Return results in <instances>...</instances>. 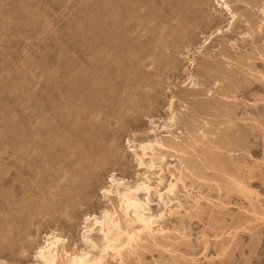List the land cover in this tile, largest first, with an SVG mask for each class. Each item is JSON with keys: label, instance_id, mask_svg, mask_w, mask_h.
I'll return each instance as SVG.
<instances>
[{"label": "rangeland", "instance_id": "rangeland-1", "mask_svg": "<svg viewBox=\"0 0 264 264\" xmlns=\"http://www.w3.org/2000/svg\"><path fill=\"white\" fill-rule=\"evenodd\" d=\"M200 1L0 0L1 264H42L52 233L59 264H264V0ZM141 183L153 230L120 205ZM108 213L122 256L89 229Z\"/></svg>", "mask_w": 264, "mask_h": 264}, {"label": "bare ground", "instance_id": "bare-ground-1", "mask_svg": "<svg viewBox=\"0 0 264 264\" xmlns=\"http://www.w3.org/2000/svg\"><path fill=\"white\" fill-rule=\"evenodd\" d=\"M160 1L161 0H142V3H141V6H140V9L138 10L139 11V14H140V16H142V17H146V15H147V12L150 10L149 8H151V7H153V6H155L156 4H158V3H160ZM221 1V0H220ZM224 2H225V5H226V7H225V9H227V11L229 12V14H231V15H233V17H231L232 19H235V18H237L236 17V15L235 14H233V12H232V9H231V7H230V5L228 4V1L227 0H223ZM201 2V1H200ZM202 2H203V0H202ZM201 2V3H202ZM180 3V2H179ZM187 3V2H186ZM178 4V3H177ZM224 4V3H223ZM249 4H250V7H251V9H253L254 7H255V5H256V0H249ZM224 5V6H225ZM132 6V5H131ZM249 6V5H248ZM155 7H157V6H155ZM115 8V7H114ZM117 8V7H116ZM158 8V7H157ZM186 9V8H185ZM196 11H197V9H196ZM136 12V11H135ZM156 12V11H155ZM194 12V11H193ZM199 12V11H198ZM263 12V11H262ZM177 13V12H176ZM264 13V12H263ZM117 14V13H116ZM180 14V13H179ZM175 15V14H174ZM177 15V14H176ZM119 16V15H118ZM134 16V15H133ZM170 16V15H169ZM168 16V17H169ZM200 16H202V15H200ZM149 17V16H148ZM166 17V16H165ZM173 18H175V19H173V20H177V21H179V20H185V21H187V20H189L188 19V17L187 16H185V15H179V16H176V17H173ZM193 18V17H192ZM160 19L161 18H159V21H160ZM167 19V18H166ZM194 19V18H193ZM196 19V18H195ZM165 20V19H164ZM167 20H169V19H167ZM171 20H172V18H171ZM206 20V19H205ZM204 20V21H205ZM235 20H237L238 21V19H235ZM233 21L232 20V22H236V21ZM208 21V20H207ZM180 22V21H179ZM119 23V22H118ZM147 23V22H146ZM191 23H193V22H191ZM206 23V22H205ZM155 24V23H154ZM161 24H163L164 25V23L162 22ZM236 24V23H235ZM180 25V24H179ZM124 26V25H123ZM128 26V25H127ZM159 26V25H158ZM169 26V25H168ZM142 27V29L144 30L146 27L145 26H140V28ZM162 27V26H161ZM165 27V26H164ZM181 27H183V25L181 24L180 25V28ZM185 27V26H184ZM232 28V27H231ZM126 29V28H125ZM149 29V28H148ZM168 29V28H167ZM179 29V28H178ZM183 29V28H182ZM182 29H180L181 31H182ZM186 29V28H185ZM184 29V30H185ZM164 30V29H163ZM162 30V31H163ZM257 30H260V29H258L257 28ZM261 30H262V28H261ZM140 31V30H139ZM146 31V30H145ZM186 31V30H185ZM262 33V32H261ZM181 34H182V36H183V39H182V37H181V45H183L184 46V43H185V39L186 40H188V33L187 32H181ZM193 34V33H192ZM191 34V35H192ZM150 35V34H149ZM161 35V34H160ZM170 35V34H169ZM190 35V36H191ZM243 35V34H242ZM249 35V34H248ZM124 36V35H123ZM141 36V35H140ZM188 36V37H187ZM143 37V36H142ZM160 37V36H159ZM252 37H253V35H252ZM194 38V37H193ZM192 38V40L190 39L189 41H191V43H193L194 41V39ZM140 39V38H139ZM257 40V39H256ZM131 41V40H130ZM149 41V40H148ZM151 41V40H150ZM188 41V42H189ZM143 42V41H142ZM188 42H186V43H188ZM159 43V42H158ZM125 44V43H124ZM136 45V44H135ZM135 45H133V46H135ZM264 45V44H263ZM177 46H179V45H177ZM182 46V47H183ZM233 46V45H232ZM136 47V46H135ZM170 47V46H169ZM235 48V47H234ZM120 49V48H119ZM136 49V48H135ZM148 49V48H147ZM223 50V49H222ZM233 50V49H232ZM132 51V50H131ZM159 51V50H158ZM133 52H135V51H133ZM142 52V51H141ZM136 53H137V51H136ZM167 53V52H166ZM225 53V52H224ZM224 53L221 55V57L224 55ZM131 54V53H130ZM154 54V53H153ZM217 55V54H216ZM219 55V54H218ZM217 55V56H218ZM225 56H226V54H225ZM229 56V55H228ZM228 56H227V58H228ZM163 57V56H162ZM161 57V58H162ZM208 57V56H207ZM212 57V56H211ZM213 57H215V55H213ZM219 57V56H218ZM224 57V56H223ZM152 59V58H151ZM205 59V58H204ZM226 59V58H225ZM234 59V58H233ZM144 60V59H143ZM171 60V59H170ZM214 61L213 62H215V64L217 63H219V61H216L215 60V58L213 59ZM227 60V59H226ZM229 60V59H228ZM223 62V61H222ZM121 63V62H120ZM205 63H207V64H210V63H212V62H210L209 63V61H205ZM214 64V63H213ZM216 64V65H217ZM220 64V63H219ZM218 64V65H219ZM192 65V64H191ZM205 66V65H204ZM214 66V65H213ZM206 67V66H205ZM201 69V68H200ZM227 69V68H226ZM208 70V69H207ZM209 70H211V69H209ZM126 72V71H125ZM133 74V73H132ZM57 75V74H56ZM78 75V74H77ZM128 76V75H127ZM81 78V77H80ZM102 78V77H101ZM103 79V78H102ZM101 80V79H100ZM133 84V83H132ZM143 85V84H142ZM38 87V86H37ZM40 87V86H39ZM38 87V88H39ZM42 87V86H41ZM43 87H45V86H43ZM50 87H52V86H50ZM136 87V86H135ZM140 87V86H139ZM37 89V88H36ZM47 90H48V88H46ZM183 89V88H182ZM43 90V89H42ZM146 90V89H145ZM38 91V90H37ZM50 91V90H49ZM58 91V89L56 88V87H52L51 88V92H57ZM74 91V90H73ZM195 91V90H194ZM40 92H42V91H39L37 94H40ZM78 92V91H77ZM80 92V91H79ZM83 92V91H82ZM91 93V92H90ZM196 93V92H195ZM78 95V94H77ZM42 96V95H41ZM152 96V95H151ZM35 97V96H34ZM71 97V96H70ZM72 97H73V95H72ZM41 98H40V95H37L35 98H33V99H31L29 102L30 103H28V105H29V107H31L32 109H33V113L34 114H31V115H29L28 116V120H29V123L31 124V126H32V124H34V122H33V119L34 118H39V117H45V115L48 113V111H47V109H48V106H47V102L46 103H44L43 104V102L44 101H42V100H44L43 98L40 100ZM81 99V98H80ZM79 99V100H80ZM83 100V99H82ZM173 101V103H174V100H172ZM67 102V101H66ZM78 105V104H77ZM94 107V106H93ZM28 108V107H27ZM23 111H24V109L23 108H21L20 110H19V112H20V125L23 127L24 126V121H23V118H24V113H23ZM90 111V110H89ZM61 113V112H60ZM51 114V113H50ZM78 115V114H77ZM60 117H61V114L59 115ZM46 118V117H45ZM85 118V117H84ZM67 119V118H66ZM44 120V119H43ZM47 120V119H46ZM60 120H61V118H60ZM58 121L57 123H59V125L57 126V128L61 125V123L62 124H64V121ZM75 120V119H74ZM172 120V119H171ZM57 121V120H56ZM67 121V120H66ZM19 122V121H18ZM173 122H176L174 119H173ZM38 123V122H37ZM41 123V124H40ZM43 122H39L38 124H40V126H39V128H40V130H42L41 128L43 127V124H42ZM56 123V124H57ZM69 123V122H68ZM67 123V124H68ZM80 123H81V121H80ZM72 124V123H71ZM91 125V124H90ZM50 126H52V125H50ZM49 125H47V123H46V127L44 128V130L46 131V134H53V133H55L56 131H54L53 132V130L55 129H57V128H51ZM63 126H65V127H67L66 125H63ZM69 126H70V124H69ZM68 126V129H71L70 127ZM74 126V125H73ZM174 126V125H173ZM61 127V126H60ZM60 127H59V130H60ZM81 129V128H80ZM87 130V129H86ZM64 131V130H63ZM41 132V131H40ZM59 132V131H58ZM42 133H43V131H42ZM63 133V132H62ZM63 134H65V133H63ZM172 134V133H171ZM20 135V134H19ZM44 135V134H43ZM59 135V134H58ZM101 135V134H100ZM24 136V135H23ZM56 136V135H55ZM63 136V135H62ZM102 136H104V135H102ZM86 137V136H85ZM52 138V137H51ZM20 139V138H19ZM23 139V138H22ZM70 139V138H69ZM87 139V138H86ZM91 139V138H90ZM49 140H51V139H49ZM81 140V139H80ZM57 141V140H56ZM92 141V140H91ZM55 142V141H54ZM165 142V141H164ZM168 145L170 146V147H174V142H172V141H168ZM48 145V144H47ZM69 145V144H68ZM83 145H84V143H83ZM78 146V145H77ZM88 146V145H87ZM162 147H163V145H161ZM52 148H54V147H52ZM77 148V147H76ZM79 148V147H78ZM86 149V148H85ZM22 150V149H21ZM28 150V149H27ZM66 151V150H65ZM72 151V150H71ZM56 154V153H55ZM19 155V154H18ZM25 155V154H24ZM47 155V154H46ZM115 156V155H114ZM63 158V157H62ZM74 158V157H73ZM22 159V158H21ZM34 160V159H33ZM94 161V160H93ZM80 162V161H79ZM72 164V163H71ZM142 164H144V163H142ZM222 165V164H221ZM16 166V165H15ZM35 166V165H34ZM42 167V166H41ZM223 167V166H222ZM226 167V166H225ZM24 168V167H23ZM16 169V168H15ZM84 169V168H83ZM57 170V169H56ZM93 170V169H92ZM44 171V170H43ZM1 172V171H0ZM31 172V171H30ZM48 172V171H47ZM56 172V171H55ZM46 173V172H45ZM199 172H197V174H198ZM40 174V173H39ZM62 174V173H61ZM95 174V173H94ZM78 175V174H77ZM80 176V175H79ZM59 177V176H58ZM236 181V180H235ZM112 182H113V184H116L117 183V185H118V183L120 184V182H118V180L117 179H115V178H112ZM33 184V183H32ZM64 185V184H63ZM116 185V186H117ZM121 185V184H120ZM91 186V185H90ZM89 186V187H90ZM117 188V187H116ZM174 188H175V185L173 184V185H171V188H170V190H171V192H173V190H174ZM120 189V188H119ZM25 190V189H24ZM27 190V189H26ZM78 190V189H77ZM80 190V189H79ZM89 190V189H88ZM91 190V189H90ZM142 190H149V187L145 184V183H141L138 187H136V189H132V188H128L127 189V192H124L125 194H123V195H121V199H120V201H121V203H120V205L122 206V209H123V211H125L127 214H129V212L130 211H133V213H134V216H135V222H138V223H140L141 224V226L143 227V229L142 230H144V231H146V230H151L152 228H153V226L156 224V218L155 217H153L152 215H149V214H147V210L142 206V204L139 202V200L137 199V193L138 192H140V191H142ZM169 190V191H170ZM106 192H108V193H110L111 191L110 190H107ZM58 195V194H57ZM18 196V195H17ZM119 197H120V195H119ZM9 215V214H8ZM93 217H89V218H86L88 221L90 220V223H91V221H93L92 222V224L91 225H89V229H90V231H94V230H98L99 229V227H101V231H103L104 232V234H105V241H106V243H105V246H104V249L102 250V252L103 253H106L108 250H113V251H115V253L117 254V255H121L122 256V250H123V248H124V246H127V247H129V246H131L132 244H134V242H135V240H136V236H137V234L136 233H134L135 235H133L132 234V232H124L122 229V227H121V225L119 224V223H117L115 220H113V216H110L109 215V213L107 214V222H106V224H105V222L103 223V221H101V219L100 218H98V217H95V218H93ZM100 230V229H99ZM114 230H117L116 232V234L114 233L113 234V232H114ZM153 230V229H152ZM102 232V233H103ZM151 232V231H150ZM53 234V233H52ZM49 235L48 236V238H47V241H46V243L44 244L45 246H43L42 247V249H41V252H40V258H41V260H42V264H59V261H60V257H61V255H60V252H61V249H62V244L64 243V239L63 238H61L60 236H57V234H53V235ZM103 234V235H104ZM123 234H127V239L126 240H124L125 242H126V244H125V242L123 243V241H121V237H122V235ZM138 234H139V232H138ZM149 235V234H148ZM139 236V235H138ZM126 237V236H125ZM118 242H122V244H121V246L122 247H117V246H119V245H117V243ZM112 243V244H111ZM136 243V242H135ZM63 251H65V250H63ZM65 255L68 257V261H69V264H100L101 263V261H102V258H94V259H92V258H90V256L88 255V253H79V254H71V255H69V253L68 252H66L65 251ZM125 256V255H124ZM178 263V262H177ZM1 264V263H0Z\"/></svg>", "mask_w": 264, "mask_h": 264}]
</instances>
